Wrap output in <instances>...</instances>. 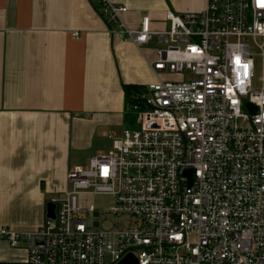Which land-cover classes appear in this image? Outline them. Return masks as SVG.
Here are the masks:
<instances>
[{
  "label": "built area",
  "instance_id": "2783aa9c",
  "mask_svg": "<svg viewBox=\"0 0 264 264\" xmlns=\"http://www.w3.org/2000/svg\"><path fill=\"white\" fill-rule=\"evenodd\" d=\"M94 2L111 35L162 44L156 73L189 76L148 84L112 149L69 169L71 189L49 200L54 216L32 232L3 226L0 239L26 241L25 264H116L129 252L138 264H264V0L167 10L159 30L148 15L127 26L125 5ZM83 194L113 205L100 213Z\"/></svg>",
  "mask_w": 264,
  "mask_h": 264
},
{
  "label": "crops",
  "instance_id": "0c3cea01",
  "mask_svg": "<svg viewBox=\"0 0 264 264\" xmlns=\"http://www.w3.org/2000/svg\"><path fill=\"white\" fill-rule=\"evenodd\" d=\"M110 1L128 8L127 26L148 15L159 30L167 10L206 0ZM160 47L111 35L92 0H0V228L38 229L50 198L69 190V169L112 149L131 126L124 85L167 80L149 64ZM26 247L0 239V264H25Z\"/></svg>",
  "mask_w": 264,
  "mask_h": 264
},
{
  "label": "rangeland",
  "instance_id": "374dc122",
  "mask_svg": "<svg viewBox=\"0 0 264 264\" xmlns=\"http://www.w3.org/2000/svg\"><path fill=\"white\" fill-rule=\"evenodd\" d=\"M254 61H255V76L253 80V85L254 87H258L259 86L258 77L260 75V59L257 55L254 56ZM163 75H164V79H168V80H175L180 76H184V77L189 76L187 71H184L182 73L167 71ZM80 165L86 167L88 165V161L80 162ZM68 189H71L70 184L68 186ZM59 196H61V194H56V197ZM81 201L82 203L85 204H93L96 207L97 211L103 214L107 213L109 208H111L113 205V197L109 194H90L88 196H85V198L81 196ZM106 215H107L106 217H108V220H111V222H115V220L117 219L116 216H111L109 214ZM91 219L92 216L90 217V220ZM111 222L106 221L104 218L97 219L98 225L102 227L110 226Z\"/></svg>",
  "mask_w": 264,
  "mask_h": 264
},
{
  "label": "trees",
  "instance_id": "16d2710c",
  "mask_svg": "<svg viewBox=\"0 0 264 264\" xmlns=\"http://www.w3.org/2000/svg\"><path fill=\"white\" fill-rule=\"evenodd\" d=\"M93 7L97 11V13L101 16L100 11L98 9V6L96 3L92 0ZM141 88L138 86H130V85H124V91H125V102H126V121L128 122V125L133 124V120L135 118V113L132 111V106L138 101V95L141 92Z\"/></svg>",
  "mask_w": 264,
  "mask_h": 264
},
{
  "label": "water",
  "instance_id": "95a60500",
  "mask_svg": "<svg viewBox=\"0 0 264 264\" xmlns=\"http://www.w3.org/2000/svg\"><path fill=\"white\" fill-rule=\"evenodd\" d=\"M247 106L249 107L251 112H255L256 110L255 107H253L249 103H247ZM185 173L189 176V185H190L192 182L193 171L188 170ZM46 216H51V217L54 216V205L50 202L47 204ZM116 264H138V261H137V257L133 253L129 252L126 255H124Z\"/></svg>",
  "mask_w": 264,
  "mask_h": 264
}]
</instances>
